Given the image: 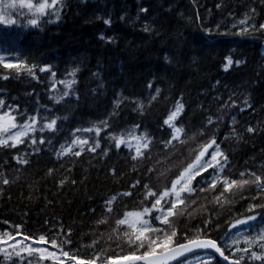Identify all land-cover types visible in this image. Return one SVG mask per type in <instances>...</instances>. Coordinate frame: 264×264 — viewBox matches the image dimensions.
I'll return each instance as SVG.
<instances>
[{"label":"trees","instance_id":"1","mask_svg":"<svg viewBox=\"0 0 264 264\" xmlns=\"http://www.w3.org/2000/svg\"><path fill=\"white\" fill-rule=\"evenodd\" d=\"M52 11L33 27L31 13L17 7L11 18L18 23L0 24V55L34 66L35 77L0 66V115L10 113L18 124L37 117L24 143L0 147V236L43 235L54 251L106 264L135 250L116 220L151 207L155 197L145 198V185L157 194L170 189L213 138L227 157L223 176L264 177V30L237 34L242 26L233 28L245 16L257 28L264 24V0H63L59 19ZM228 57L233 63L225 69ZM73 79L71 89L61 83ZM65 91L69 95L57 103ZM177 101L183 110L175 124L184 131L165 147L172 129L163 121ZM52 119L55 130L42 131ZM96 126L99 136L82 131ZM132 130L151 141L136 160L133 148L117 149L112 139ZM76 138L100 147L58 157ZM21 157L28 162L19 163ZM212 171L193 181L194 193H182L187 206L178 205L182 214L170 219L180 242L200 230L236 259L239 252L223 243L238 219L256 215L251 223L264 225V192L255 184L228 192L222 182L208 188L203 181ZM250 204L257 207L249 211ZM210 255L211 264H223ZM21 257L1 254L0 264L38 260ZM244 257L243 264L263 261Z\"/></svg>","mask_w":264,"mask_h":264},{"label":"snow or ice","instance_id":"2","mask_svg":"<svg viewBox=\"0 0 264 264\" xmlns=\"http://www.w3.org/2000/svg\"><path fill=\"white\" fill-rule=\"evenodd\" d=\"M62 3L63 0H36L35 3H33L32 0H19V4L17 5L16 0H0V24L13 25L18 23L17 20L11 18L10 10L19 7L26 8L29 13H31V18L27 20V24L36 27L39 25L41 18L44 17L50 10H54L52 11V14L55 15L57 19H59V5ZM250 20H252L251 16H245L243 19H240L233 24V28L242 26L240 27L239 33L237 34H248L251 31L264 30V24H260L259 28H257L255 24L249 23ZM105 23H108V21H105ZM232 63V59L228 57L226 59L225 69H227V67ZM0 66L5 69L14 68L17 75L23 71L34 77V66L28 65L27 62L23 60H6L3 55H0ZM39 71L45 72L49 71V69L42 67L39 69ZM70 75L74 76L75 73H70ZM4 78L7 79L8 77L5 76ZM61 83L64 84L65 88L71 89L72 85L75 83V80L61 81ZM158 94L159 90L157 89V95ZM68 95V91L63 92L62 96L59 97L56 102L59 103L63 97ZM153 99H155V97H153ZM120 102V100L115 102L117 107H119ZM2 104L3 101H0V105ZM138 107H140V105H138ZM182 110V103L177 101L175 109L171 111L167 118L163 121L164 125L172 129V137L170 140L165 142V147L171 145L173 141L178 140L184 131L175 124V121L181 114ZM29 120L31 123L25 122L24 124H18L16 122V117L12 116L10 113H4L3 115H0V134H7L0 135V147L16 148L17 145L24 143V138L28 136L29 129L35 130L34 125L37 123V117L32 116L29 118ZM211 122V119H209V123ZM56 123V120L52 119L50 122L45 123L41 130L43 131L44 129H47L49 131H54ZM102 126H107V121L102 122ZM12 129L19 130L11 132ZM101 130V126H96L89 129H83L82 131L95 132V134L99 136ZM77 131L81 130L78 129ZM247 131L253 132L254 129L249 127ZM129 135L132 136V139L136 144V155L132 157L133 160H136L138 157H142L144 155L141 149H148L151 141L147 134L134 135L133 133H129ZM112 139L114 140L115 147L117 149H120L122 145L131 147L129 141L124 137L113 136ZM44 142L45 141L43 139L40 140V143ZM32 143H35V141L33 140ZM71 145V147L67 148L62 146L61 150L57 153V156L60 157L71 153L79 157L81 152L85 150V146H88L86 148L88 152H95L96 149L100 147L99 142H95L89 146V141L83 138L73 139L71 141ZM76 147H79L80 151L73 152V148ZM202 149L203 150H201L199 154L196 155L194 162L188 164V166L182 172H180L179 176L172 181L170 189L166 188L163 192L157 194L151 190H148V186L145 185V189L147 190L145 198L147 199L149 196L155 197L150 208L145 207L142 211L125 212L123 218L116 220V225L118 228L120 226H124L125 230L123 231V235L127 237V242L129 245L133 246L135 249L127 255L119 257L121 261H126L127 264H172V262L179 260V264H184V261L179 259L184 257L186 260L192 261V264H211L210 257H202L199 253L195 252V250L198 249H211L223 256L225 260L229 259V257L224 255V252L222 251V248L218 246L217 241L207 238L206 235H200V230H197V234L194 237L189 238L185 236L184 242H180L177 239V230L175 225L170 218L174 215H177L178 213L182 214V210L178 209V205H185V207L187 206L186 200L182 196V193L187 192L189 195L194 193L197 189L193 186V181H195L198 176H201L203 172H207L210 168L214 169V171L209 173V177H206L203 183L207 184L208 188L215 189L217 187V183L222 182L223 192H228L234 186L243 187L244 185L249 184H255L258 192H264V177L255 175L253 173L248 174L251 178L241 180L230 179L226 176H223V171L227 166V157L222 153L220 147L216 144L215 138H213V140L208 144L202 145ZM209 149H213L210 154ZM106 154L107 153L105 152V155ZM18 162L26 164L28 161L21 157ZM240 175L241 177H244L245 173H241ZM3 183L8 184L9 181L4 180ZM61 183H63V181ZM200 190L204 191L206 189L202 186ZM122 195L128 196L131 195V193L125 192ZM219 199V196L216 197L217 201H219ZM114 200H116L115 196H113L111 200L107 201V204L111 205ZM167 204H170V207H165ZM255 207H257V205L250 204L249 211H252ZM111 210L112 209L110 207L107 208V211L110 212ZM153 213H155L154 216ZM256 219V215L248 216L244 219H238L231 225V228H236L237 225L247 224L249 229H252L255 227V225L249 224V222ZM157 225H162L164 227ZM17 234L19 235L20 233L17 232ZM8 236V233H4V235L0 237V243H8V241L4 239V237ZM23 240H29V236L24 235ZM33 243H47V241L45 240V237L41 235L39 240H33ZM240 243L241 241L239 239L232 240L231 242V245L236 246V252L247 254L256 244H258V246L264 250V230H261V232H259L254 237L245 236L243 243L246 245V247L240 248ZM51 245L52 247H56L57 241L53 239L51 241ZM11 247L14 249L15 255L21 258V262H23V257H21L22 251L27 252L29 256L34 252H39L41 259H44L45 256H50L53 258L56 257V253L49 252L45 248H34L24 245L22 248L17 249L16 244H12ZM140 249L145 250L140 252ZM3 251L5 250L0 249V252ZM189 253H193L194 256H186V254ZM62 254L66 258L76 260V264H96L94 259L82 261L75 256H71L67 251H63ZM243 254L238 258L231 260L230 264H240L241 260L245 258ZM233 255H235V253ZM249 258L257 261L264 260V251L260 253L251 251ZM114 259L116 258L110 257L106 264H111V261ZM28 264H31V261H29Z\"/></svg>","mask_w":264,"mask_h":264},{"label":"rangeland","instance_id":"3","mask_svg":"<svg viewBox=\"0 0 264 264\" xmlns=\"http://www.w3.org/2000/svg\"><path fill=\"white\" fill-rule=\"evenodd\" d=\"M174 109H175V107H174ZM129 133H133L134 135H138V134L134 130H132V131H129L128 133H126V135L124 136V138H126L129 141V143L131 144V147L136 148L135 141L132 139V136H130ZM212 150L209 152V154L212 152ZM250 222H249V224H251ZM261 230H264V226H262V227L259 226L258 228L254 227L253 229H249L247 224L237 225L236 228L230 229L229 234H228V236L225 239L223 244H225L229 247H232V249L236 251V246L231 245L232 240L239 239L241 241V243L239 244V247L244 248V247H246V245L243 243L244 237L245 236L254 237L259 232H261ZM0 237H2V236H0ZM4 239H6L8 241V243H0V249L5 250L3 252H0V254H15L14 249L11 247L12 244H16L17 249L22 248L24 245H28V246H31L34 248H45L49 252L56 253L55 258L50 257V256H45L44 259H41L40 253L34 252L31 255L37 256L38 260L31 262V264H76V261H72V260L64 257L62 253H59L57 251H54V250L48 248L43 243H33V240L24 241L23 238H21V237H12V236L4 237ZM38 240H36V241H38ZM17 242H19V243H17ZM259 249H260V247L258 246V244H256L252 247L250 252L256 251V252L260 253ZM250 252L247 254H243V253L239 252V255L243 254V255H248V257H250ZM21 255L29 256V254L27 252H24V251L21 252ZM200 255L202 257H210L212 259V256L209 253H203ZM184 264H192V261L184 260Z\"/></svg>","mask_w":264,"mask_h":264},{"label":"water","instance_id":"4","mask_svg":"<svg viewBox=\"0 0 264 264\" xmlns=\"http://www.w3.org/2000/svg\"><path fill=\"white\" fill-rule=\"evenodd\" d=\"M202 251H211V252H213L224 264H230V261L233 260L231 258H229L228 260H225L223 256H221L220 254L216 253L214 250H211V249H208V250H199V249L195 250V252H197V253L202 252ZM190 255H193V253L186 254V256H190ZM183 258L184 257H181L179 259L181 260ZM175 262H177V261L172 262V264L175 263ZM112 264H127V262L126 261L117 260V261L113 262ZM240 264H242V263L240 262ZM260 264H264V261L262 263H260Z\"/></svg>","mask_w":264,"mask_h":264}]
</instances>
